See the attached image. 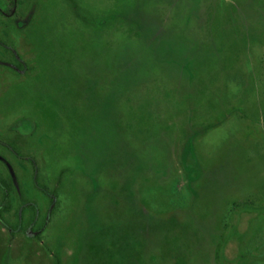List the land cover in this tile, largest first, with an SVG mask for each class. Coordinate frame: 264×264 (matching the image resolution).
Wrapping results in <instances>:
<instances>
[{
    "label": "rangeland",
    "instance_id": "rangeland-1",
    "mask_svg": "<svg viewBox=\"0 0 264 264\" xmlns=\"http://www.w3.org/2000/svg\"><path fill=\"white\" fill-rule=\"evenodd\" d=\"M76 1L0 0V264H264V0Z\"/></svg>",
    "mask_w": 264,
    "mask_h": 264
},
{
    "label": "flooded vegetation",
    "instance_id": "flooded-vegetation-1",
    "mask_svg": "<svg viewBox=\"0 0 264 264\" xmlns=\"http://www.w3.org/2000/svg\"><path fill=\"white\" fill-rule=\"evenodd\" d=\"M10 3H11L12 7L15 5L14 0H10ZM0 13H4V11L1 10V8H0ZM0 43H1L2 47L4 48V51L9 53L11 55V57L14 58L15 63H17L16 66L18 68H23L24 67V63L21 62V60L18 59V57L14 54L13 50L8 45H6V42L0 39ZM0 60H1L0 63H2V64H6V63L11 64L12 63L11 61H6L4 59H0ZM9 68H11V67H9ZM16 152L17 151L13 152L14 155L22 157V155L20 153L17 154ZM25 157L27 159H29L30 161H32V163L34 164L33 159L31 157H28V156H25ZM34 167H35V164H34ZM6 180H5V184H3V180H1V178H0V192L2 193V197L0 196V199H2L3 202L5 201L6 195H9L8 194L9 190H7V188H6V185L9 186V182H8V180L7 181ZM10 180H11V184L14 185V190H15V193L17 195V200L19 202V208L17 209V215H16V218L18 217L17 218L18 221L15 222V228H11L10 224L8 223L10 221L5 219L6 217L4 216L5 217L4 218L0 214V223L12 235L14 233H16V232L24 231L25 233H29V232L35 233L34 237H38L37 230L40 229L44 225V221H42V222H40V224H38L35 227V224H36L37 219L39 217V208H38L37 204L35 203V201H31V200H26L25 199V197L23 196L22 191H21V187L22 186L19 183H17V181H15V179L12 177L11 174H10ZM34 186H35V188H37L38 190L42 191L43 193H47V192H45L44 188L38 182H34ZM8 188H10V186ZM4 207L5 206L3 204L2 210H4ZM30 207H31V209H30ZM25 209L29 210L30 215L27 216V221L24 222L23 219H24V210Z\"/></svg>",
    "mask_w": 264,
    "mask_h": 264
},
{
    "label": "trees",
    "instance_id": "trees-1",
    "mask_svg": "<svg viewBox=\"0 0 264 264\" xmlns=\"http://www.w3.org/2000/svg\"><path fill=\"white\" fill-rule=\"evenodd\" d=\"M68 2L70 3L73 11L75 12V14H79L78 13V4H77V1L76 0H68ZM30 21V19L27 18V21L25 20L24 23H28ZM55 262L56 264H60V260H59V257L56 255L55 257Z\"/></svg>",
    "mask_w": 264,
    "mask_h": 264
},
{
    "label": "water",
    "instance_id": "water-1",
    "mask_svg": "<svg viewBox=\"0 0 264 264\" xmlns=\"http://www.w3.org/2000/svg\"><path fill=\"white\" fill-rule=\"evenodd\" d=\"M12 174V173H11Z\"/></svg>",
    "mask_w": 264,
    "mask_h": 264
}]
</instances>
